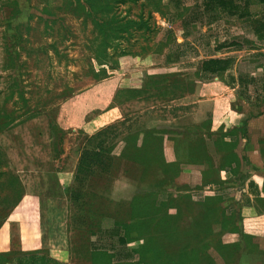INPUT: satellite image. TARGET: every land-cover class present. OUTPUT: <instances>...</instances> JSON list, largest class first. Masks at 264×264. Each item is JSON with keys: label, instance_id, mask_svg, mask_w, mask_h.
<instances>
[{"label": "rangeland", "instance_id": "1", "mask_svg": "<svg viewBox=\"0 0 264 264\" xmlns=\"http://www.w3.org/2000/svg\"><path fill=\"white\" fill-rule=\"evenodd\" d=\"M85 1L0 0V264L35 253L52 260L63 250L77 264L76 250L86 247L85 254L94 244L125 254L105 235L113 222L159 248V264L181 253L193 257L189 264H222L202 247L213 239L204 230L223 210L214 201L203 209L176 180L163 143L171 132L198 139L192 92L208 89L198 68L210 57L232 59L219 77L234 82L226 105L245 109L250 139L264 141V39L245 20L204 10L202 0H125L109 12L101 6L110 0H92L94 9ZM249 1L251 16L262 17L264 6ZM139 17L145 27L132 24ZM136 63L146 86L111 97L107 79ZM131 137L138 140L123 141ZM98 142L103 163L78 175L81 150ZM36 223L44 251L27 249Z\"/></svg>", "mask_w": 264, "mask_h": 264}, {"label": "crops", "instance_id": "2", "mask_svg": "<svg viewBox=\"0 0 264 264\" xmlns=\"http://www.w3.org/2000/svg\"><path fill=\"white\" fill-rule=\"evenodd\" d=\"M134 67L131 73L107 79L111 97L120 91L141 90L146 86L145 69L141 63H136ZM202 83L208 89L192 92V95L197 96V118L193 123L198 139L182 134L177 138V134L171 132L163 143L165 163L178 166L176 180H180L193 197L202 199L200 206L203 209V202L214 201L213 208L223 210L210 229L206 227L204 230L205 237L210 234L213 238L209 245L205 238L203 246L206 244V254L212 258L211 252L214 253L222 264H264V141L250 139L254 125L253 119L248 120L245 116V109L233 108L231 103L226 105L231 95L226 91L229 86L225 82L216 77ZM90 128L84 130L90 131ZM140 138L139 141H142L143 136ZM33 204L36 209L41 206ZM122 226L113 222L105 235L116 237L117 240L119 237L126 239L125 226ZM34 229L36 241L34 246L29 242L27 249L44 251L42 246L39 248L44 240L42 237L39 240L37 223L31 227V231ZM116 229H119V234L115 235L112 232ZM130 234L132 241L122 246L127 249V253L94 244L87 253L81 254V249L85 251L86 247H79L75 255L80 258L77 264H141L136 250L145 245L144 238L133 232ZM96 238L92 236L91 242H96ZM99 259L103 262H99ZM52 260L69 264L70 258L63 250Z\"/></svg>", "mask_w": 264, "mask_h": 264}, {"label": "trees", "instance_id": "3", "mask_svg": "<svg viewBox=\"0 0 264 264\" xmlns=\"http://www.w3.org/2000/svg\"><path fill=\"white\" fill-rule=\"evenodd\" d=\"M133 3L136 2V0H129ZM86 3L88 2L89 5H91V8L94 9L92 6V0H86ZM125 0H110L109 3L102 5L101 8H104L107 12L112 11L113 4L114 3H125ZM257 2L264 6V0H257ZM113 3V4H112ZM250 5L249 0H202V6L203 9L206 11H216L220 10L221 12L225 13L229 17H235L239 20H245L250 24L252 27V31L255 36H257L258 39L262 40L264 39V15L262 17H252L250 12L248 11V7ZM140 23H132L135 27L141 28L142 26H146L147 23L145 20L142 19V17H139ZM100 26H103L102 24ZM127 27L125 28V30ZM219 48H223V45H221ZM104 58L106 57V53L103 51ZM108 58V57H106ZM108 60V59H107ZM168 62V59L167 61ZM233 62L230 58H209L206 60H203L200 62L199 68H198V78L201 82H209L212 79L216 77H220L221 74L225 73L230 69ZM233 85L234 82H231ZM239 84V82H237ZM108 130V129H107ZM105 134V130H102L99 132L96 136H92L87 139V143L90 141H95L98 137H100L102 134ZM135 141L136 137H131L130 139L123 141ZM138 140V139H137ZM136 140V141H137ZM145 138H143L142 141H144ZM91 144V143H89ZM104 142H98L97 145L92 149H82L80 157L78 159L77 167H76V173H87L89 174L92 169L95 167L100 166L103 163V154L101 151L103 148ZM171 166V165H169ZM160 174L165 177L167 174V171L163 169V166L159 165ZM173 179V178H171ZM126 229V230H125ZM127 238L123 239L122 237H119L118 242L121 246H125L126 243L131 242L132 239L130 236L131 232L128 231L129 228H124ZM113 234H119V229L114 230L112 232ZM150 241H145V245L141 247L139 250H136L139 254V261L142 263V260L146 259L147 256L151 259V264H159L160 257L162 256V252L159 251L160 249L155 247L153 248L152 245L149 244ZM210 243H208L209 245ZM206 244L202 247L203 249H206ZM180 258L178 260H173L171 262H168V264H189L192 262L189 258H193L191 255L184 253L180 254ZM1 259V256H0ZM55 264V261L48 259L47 257H44L38 253L31 254L27 257L21 258L19 260V264Z\"/></svg>", "mask_w": 264, "mask_h": 264}]
</instances>
